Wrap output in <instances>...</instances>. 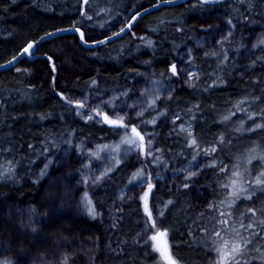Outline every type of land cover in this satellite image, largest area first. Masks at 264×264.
I'll return each mask as SVG.
<instances>
[{
  "label": "trees",
  "instance_id": "1",
  "mask_svg": "<svg viewBox=\"0 0 264 264\" xmlns=\"http://www.w3.org/2000/svg\"><path fill=\"white\" fill-rule=\"evenodd\" d=\"M161 1L165 0H0V65L16 57L28 44L57 30L77 27L87 40L90 33L106 37L124 25L135 10ZM202 14L223 15L232 30L227 40L211 49L197 47L196 22ZM83 16L87 17L84 23L80 22ZM138 25L149 31V50L131 32L96 50H83L75 36H63L39 46L29 61L44 67L48 58L53 59V51L64 49L74 64L83 62L88 70L87 76L68 84V93L87 90L107 95L129 91L133 79L154 83L170 80L168 70L176 63L175 54L185 52L188 65L198 73L194 86L174 85L172 93L157 102L160 115L149 128H141L139 135L130 125L127 129L140 141L145 131L153 133L169 168L201 158L223 163L191 178L187 189L162 194L159 199L167 201L168 206L154 220L143 207L142 198L126 201L119 195L137 163L118 165L87 188L100 220L98 234L72 220H49L44 216L36 222L32 234L14 228L6 230L4 226L14 245L36 254L31 255L33 259L52 257L58 263L71 254H82L87 247L93 249L100 242L101 264H161L150 247L140 251L133 247L139 229L154 224L167 232L174 264H220L216 251L221 242L213 237L218 211L221 209L222 213L226 207L235 231L243 225L236 226L238 221H246L243 228H248L254 220L250 209L264 215V47L252 59L245 75L241 74L238 59L246 47L249 30L264 29V0H229L213 6L190 2L155 11ZM28 80L23 70L0 72V194L10 192L33 199L41 191L38 188L34 192L28 172L39 168L64 137L69 135L73 145L92 148L116 138L118 132L107 124L63 119L59 95L52 89L34 87ZM174 118L192 126L195 144L188 146L175 135ZM137 161L145 178H150L153 172L141 149ZM237 185H243L241 192L249 189L250 194L231 197L227 190ZM195 189L211 199V211L202 213L193 206L191 195ZM150 200L154 201V197ZM262 222L264 219L258 229L252 225L250 231L257 233L248 234L240 252L254 264H264V260L253 259L264 244L260 240L264 238ZM32 235L38 238L37 247L33 248L28 245L30 240L35 242ZM88 237L90 245L86 243ZM70 239L78 245L62 247ZM215 244H219L216 249ZM234 257L239 260L237 254Z\"/></svg>",
  "mask_w": 264,
  "mask_h": 264
},
{
  "label": "rangeland",
  "instance_id": "2",
  "mask_svg": "<svg viewBox=\"0 0 264 264\" xmlns=\"http://www.w3.org/2000/svg\"><path fill=\"white\" fill-rule=\"evenodd\" d=\"M86 21L87 17L84 16L80 20L82 23ZM122 26H119L115 31ZM85 27L90 28L89 26ZM196 29L198 30L197 47L199 49L214 48L232 34L231 27L223 15L208 17L202 14L196 22ZM130 32L141 41L147 50L150 49L151 44L147 28H142L137 23ZM100 38L102 36L96 33L88 34L89 42ZM263 38L264 29L262 27H253L249 30L246 47L242 49L238 58L242 65V75L250 70V62L262 51L264 47ZM52 56L53 59L48 58L44 67L35 66L33 62H30L33 60L31 58L20 62L15 69L27 72L30 85L52 89L59 95L63 101V119H76L88 124H107L115 129L118 134L116 138L114 137L110 141L102 142L92 148L73 145L69 135L64 137L53 154L41 161L39 168H32L28 172V181L33 185L34 192L40 188L41 193L37 198L25 199L21 195L10 192L0 194V264H101L98 259V254L102 248L100 242L95 248L89 249L87 247L82 250V254H71L70 258L68 257L58 263L52 257L38 261L31 256L36 255L35 253L28 252L19 244L14 245V240L5 233L4 229L14 228L20 233L32 234L36 222L43 218L41 216H44L49 220L61 219L68 222L72 220V222H76L98 234L100 220L89 200L87 188L104 178L118 165L128 162H136L138 167L130 177L127 186L120 192V197L126 201L136 197L141 199L146 192L147 185L153 184L155 189L151 198L154 197V201L150 198L145 209L147 208L146 212L151 220L158 219L168 206L167 201L159 199L162 194L187 189L191 178L219 167L223 163L222 160L208 161L201 158L180 167L169 168L162 160L153 133L145 131L142 134L143 139L140 141L127 129V126L130 125L136 129L135 132L139 133L141 128H149L160 115L156 109L157 102L166 99L172 93L174 85L179 84L188 88L194 86L198 73L195 68L188 65L185 52L175 54L176 63L173 65L175 71H173V66L168 70L170 80L154 83L133 79L130 81L131 88L129 91L107 95L96 94L87 90L81 93H68V84L87 76L88 70L83 62L74 64L73 59L67 56L64 49L60 48L53 51ZM105 116L108 120H105ZM121 118H123L122 124ZM113 120L118 123L108 122ZM172 128L176 136L183 139L186 145L192 146L193 128L191 125L174 118ZM140 149L143 151L148 167L153 172L150 178H145L142 168L139 167L137 154ZM242 186L230 187L227 193L231 197L235 195V198L240 193L243 195L250 194L249 189L241 192ZM191 199L194 203L193 206L202 213L209 212L214 208L211 199L202 190H193ZM225 208H223L224 212L222 210V213L220 212L221 209L218 211L219 218L215 220L217 226L213 231V237L221 242L220 247L219 244L214 245V249H216V245L221 249L219 252L216 251L220 264H225V262L228 264H254L251 262L252 260L245 259L243 253L242 255L241 253L237 254L240 260L238 263L239 260L234 256L225 255V253H231L232 244H241L242 241L249 239L248 234L252 232L250 231L251 227L243 228V226H247L246 221L243 222V220L238 221L239 223L236 225L239 227L243 223L241 229L235 231ZM222 214L225 215V218L222 217ZM251 217L254 220L249 225H253L255 229L262 226L260 224L264 215L255 212V215ZM222 221H227V224L221 223ZM162 232L166 235L158 236V233ZM217 232L220 233L219 237L216 235ZM153 236H157V239L153 240ZM221 237L223 240L229 241L227 247L223 245ZM32 240L35 242L30 240L28 245L32 244V248L37 247L38 238L32 235ZM260 240L264 243V238H260ZM213 242H210V245ZM245 242L241 244L242 249H244ZM71 243H76V241L70 239L62 247ZM86 243L88 245L92 243L90 237L86 239ZM76 244L78 245V243ZM262 245L261 248L258 247L257 254L253 257L257 262L264 260V244ZM133 247L137 251L150 247L161 264H174L170 255L167 232L159 230L154 224H151L149 228L143 226L139 229L133 239ZM83 254H85L84 258L78 257V255Z\"/></svg>",
  "mask_w": 264,
  "mask_h": 264
},
{
  "label": "water",
  "instance_id": "3",
  "mask_svg": "<svg viewBox=\"0 0 264 264\" xmlns=\"http://www.w3.org/2000/svg\"><path fill=\"white\" fill-rule=\"evenodd\" d=\"M227 1L229 0H165L161 2H156L153 4L147 5L143 8L135 10L129 16L125 24L120 29H118L117 31H115L114 33L106 37H103L93 42H89L85 38L83 32L77 27L57 30V31L48 33L47 35L41 37L37 42L28 44L17 54L16 57L6 62L5 64L0 65V72L14 70L19 65L20 62L36 56L37 49L39 48V46L47 42H51L63 36H75L78 42V46L83 50H96V49L106 47L120 40L126 34H128L132 30V28L145 16L155 11L161 10L163 8L174 7V6H178V5H182V4H186L190 2H194L196 4L203 5V6H213V5L222 4ZM30 45L31 47H29ZM25 49H28V51L26 52ZM154 189L155 187L153 184L147 185L146 192L142 198L143 207L146 206L147 202L151 198L154 192Z\"/></svg>",
  "mask_w": 264,
  "mask_h": 264
},
{
  "label": "snow or ice",
  "instance_id": "4",
  "mask_svg": "<svg viewBox=\"0 0 264 264\" xmlns=\"http://www.w3.org/2000/svg\"><path fill=\"white\" fill-rule=\"evenodd\" d=\"M29 47H31V45ZM25 51L27 52L28 49H25ZM173 71H175V67L174 66H173ZM105 120H108L107 116H105ZM122 120H123V118H121V121H120L121 124H122ZM108 122L109 123H112V124H117L118 123L117 121H114V120L113 121H108ZM132 131L135 132L136 129L133 128ZM137 135H139V133H137ZM141 139H143V137H141ZM192 143L195 144V140H193ZM257 183H260V181L257 180ZM90 211H92V210L90 209ZM146 211H147V208H146ZM249 211H252L253 212V215H255V211L254 210L250 209ZM221 223H223V224L226 225L227 224V221H222ZM262 223H264V222H262ZM249 227H252V225L250 224ZM165 235H166V233H163V232L162 233H158V236H165ZM216 235L219 237L220 236V233L217 232ZM152 239L153 240L157 239V236H153ZM221 239L223 240V237H221ZM246 243L247 242H245V245H246ZM223 245L225 247H227L229 245V241L223 240ZM217 251L219 252V251H221V249H217ZM241 251H242L241 245L239 243H235V244H232V246H231V253H225V255H232V256H234L235 254H238Z\"/></svg>",
  "mask_w": 264,
  "mask_h": 264
}]
</instances>
